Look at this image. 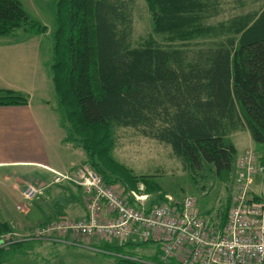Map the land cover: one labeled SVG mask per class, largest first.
Listing matches in <instances>:
<instances>
[{"label": "trees", "instance_id": "1", "mask_svg": "<svg viewBox=\"0 0 264 264\" xmlns=\"http://www.w3.org/2000/svg\"><path fill=\"white\" fill-rule=\"evenodd\" d=\"M144 1L153 33L167 44L149 37L133 47L135 0H58L50 72L64 141L85 153L107 185L121 188L104 163L119 128L168 147L183 170L208 169L221 181L232 176L237 157L228 137L247 132L264 166V9L209 25L204 22L221 12L217 0ZM37 28L45 30L29 22L18 0H0V37ZM26 103L15 93L0 96V106ZM117 166L130 179L127 192L137 179ZM138 180L146 193L158 190L149 179Z\"/></svg>", "mask_w": 264, "mask_h": 264}, {"label": "rangeland", "instance_id": "2", "mask_svg": "<svg viewBox=\"0 0 264 264\" xmlns=\"http://www.w3.org/2000/svg\"><path fill=\"white\" fill-rule=\"evenodd\" d=\"M20 1L29 22L31 21L39 27H45V30L39 32L37 28L38 32L36 33L40 34H34V30L31 33L20 29L7 37L10 39H24L26 36L41 35L39 38L42 39L39 66L47 76L44 89L46 90V86L47 88L50 86V89L52 88L51 92L54 93L50 72L52 65L50 35L53 32L54 13L58 0ZM240 1L242 6H240ZM217 3L221 12L218 16L206 20L205 24L214 25L239 14L264 9V0H217ZM149 37H152L153 40L161 45L167 44L161 35L153 33V22L147 3L144 0H135L132 10L131 40L133 47L141 46ZM50 105L51 107L55 106L53 97ZM112 135L114 146L109 154V160L111 161L110 163L104 161L107 165V170L111 174L108 172V175L112 179L121 182L127 189L131 188L130 179L126 178V175L117 169L116 165L125 168L126 172L137 179L133 188L127 190V192H124L121 187L117 188L116 190L120 196L130 200L132 197L128 198L126 195L128 192L133 191L137 196L147 197L145 203L149 206H158L167 201V198H171L169 203L173 205L190 196L194 199L195 205L201 214L210 213L215 209H219V212L222 213L221 209H224L233 192L234 171L232 176L226 181L216 179L208 169L191 173L182 169L180 163L172 157L168 147L156 141L143 138L134 130L119 128L113 130ZM251 148L255 151L253 147ZM255 152L258 159L263 156V153ZM111 162L115 164V168L111 165ZM140 177H145L156 184L158 190L153 193H146V185L138 180ZM64 184L68 185L66 182L57 185ZM250 187L253 195L264 199V171L261 175L254 177L253 184ZM79 188L83 191L82 187ZM44 189H42L41 193H43ZM41 196L43 194L37 195L31 203L38 200ZM40 206L44 207L45 211H51L53 204L47 201L46 204ZM86 215L87 213L84 218H86ZM84 218L73 219L65 215L46 225L59 223V221L64 219L78 222ZM41 222L42 220L34 219L33 216L32 221L27 226L21 225L18 228L15 227L16 230H14L9 225L4 224L5 227L2 226L0 228V258L3 261L2 264H118L120 259H131L141 264L156 263L142 257L143 251H153V249H156L155 245L146 244L143 246L141 244L131 247L126 246V244H131L130 242L118 243L109 241L106 236L103 237L98 234L83 236L76 233L63 234L55 232L48 236L39 235L41 229L46 226L38 225ZM134 244L136 243L131 245ZM113 245L124 246V248L121 250L122 252L118 253L106 249V247ZM147 261L150 262L147 263Z\"/></svg>", "mask_w": 264, "mask_h": 264}, {"label": "built area", "instance_id": "3", "mask_svg": "<svg viewBox=\"0 0 264 264\" xmlns=\"http://www.w3.org/2000/svg\"><path fill=\"white\" fill-rule=\"evenodd\" d=\"M263 171L252 149L236 158L233 192L223 217V209L201 214L190 196L173 205L167 198L149 206L147 197L131 191L127 200L117 192L119 186L107 185L87 163L71 173L50 170L53 184L83 188L87 215L78 222L64 219L46 225L39 235L98 234L118 243L152 244L158 261L150 264H264V199L253 195L250 187ZM41 188L25 187L24 201L42 194Z\"/></svg>", "mask_w": 264, "mask_h": 264}, {"label": "crops", "instance_id": "4", "mask_svg": "<svg viewBox=\"0 0 264 264\" xmlns=\"http://www.w3.org/2000/svg\"><path fill=\"white\" fill-rule=\"evenodd\" d=\"M40 36L0 37V96L15 93L27 99L25 105L0 106V223L14 230L27 226L33 216L42 220L38 225L43 226L61 216L80 219L86 214L81 188L53 184L50 170L74 172L87 163V157L81 149L64 141L55 106L50 105L54 93L50 86L44 89L47 76L39 66ZM228 139L237 157L254 148L247 132L233 133ZM41 185L45 188L43 196L32 203L23 201L21 193L25 187ZM47 201L53 204L51 211L40 206ZM142 257L157 263V247L143 251Z\"/></svg>", "mask_w": 264, "mask_h": 264}]
</instances>
